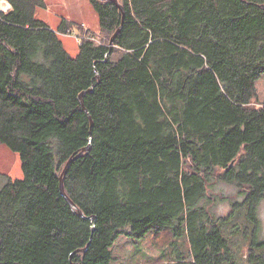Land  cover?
Masks as SVG:
<instances>
[{"label":"trees","instance_id":"16d2710c","mask_svg":"<svg viewBox=\"0 0 264 264\" xmlns=\"http://www.w3.org/2000/svg\"><path fill=\"white\" fill-rule=\"evenodd\" d=\"M7 1L0 142L24 176L0 172V264H112L120 235L166 227L189 252L138 264H264V0H89L108 39L77 55L45 0ZM75 155L64 187L84 215L60 191ZM215 177L245 189L227 218L204 204Z\"/></svg>","mask_w":264,"mask_h":264},{"label":"rangeland","instance_id":"374dc122","mask_svg":"<svg viewBox=\"0 0 264 264\" xmlns=\"http://www.w3.org/2000/svg\"><path fill=\"white\" fill-rule=\"evenodd\" d=\"M11 7L7 0L0 1V9L8 10ZM37 17L43 19L56 29L62 20L70 26L65 33H60L66 49L72 55H77L81 39L94 38L96 41H106L108 34L101 29L97 12L89 0H45V7L37 11ZM256 98L252 105L264 104V74L256 82ZM0 172L11 176L13 179L23 178L22 163L19 153L12 150L6 143L0 142ZM223 168H218L217 173H223ZM245 189L227 183L219 177L208 189V198L204 201L207 209L216 217H228L236 211L234 205L245 199ZM234 203V204H233ZM243 211L238 212L237 220L242 223L245 219ZM231 214V215H232ZM258 215L261 221L260 238H264V201L258 205ZM241 217V218H240ZM246 222V221H245ZM231 227V225H230ZM234 234V233H233ZM230 239L241 246V252L246 253L248 241L243 235L231 236ZM187 234L176 235L171 227L161 230H151L142 238H134L126 234L118 237L111 247L114 259L112 264H138L163 262L173 260L176 254L189 252L190 246Z\"/></svg>","mask_w":264,"mask_h":264},{"label":"water","instance_id":"95a60500","mask_svg":"<svg viewBox=\"0 0 264 264\" xmlns=\"http://www.w3.org/2000/svg\"><path fill=\"white\" fill-rule=\"evenodd\" d=\"M109 1H113V2H115V3L118 5V7L122 10V12H124L123 5L120 3L119 0H109ZM0 11H2V10L0 9ZM118 31H119V29L117 30V32H118ZM117 32H116V33H117ZM116 33H115V35H113V36L111 37V39H110V45H112V42H113L114 37L116 36ZM83 94H84V93H81V94H80V99H81V103H82V105H84V102H83ZM89 149H90V146H87V147H85V148L83 149V151L88 152ZM78 156H79V155H75V156L71 157V158L68 160V162L66 163V165H65V167H64V170H63V172H62V175H61V177H60V191H61V194L65 197V199L68 201V203L70 204V206H71L73 209H75L80 215H84V213L82 212V210H80V208L76 205V203H75V202L71 199V197L67 194V192H66V190H65V187H64V176H65V174H66V172H67V170H68L70 164L72 163V161H73L74 159L78 158ZM86 250H87V247L81 249V251H86ZM73 264H78V263L73 262Z\"/></svg>","mask_w":264,"mask_h":264},{"label":"crops","instance_id":"0c3cea01","mask_svg":"<svg viewBox=\"0 0 264 264\" xmlns=\"http://www.w3.org/2000/svg\"><path fill=\"white\" fill-rule=\"evenodd\" d=\"M11 5V4H10Z\"/></svg>","mask_w":264,"mask_h":264}]
</instances>
